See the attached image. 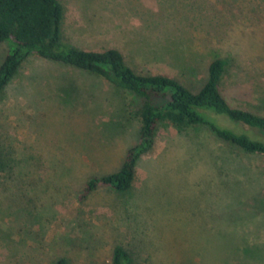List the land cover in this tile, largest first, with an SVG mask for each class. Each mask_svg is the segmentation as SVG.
Returning a JSON list of instances; mask_svg holds the SVG:
<instances>
[{
    "label": "rangeland",
    "instance_id": "obj_1",
    "mask_svg": "<svg viewBox=\"0 0 264 264\" xmlns=\"http://www.w3.org/2000/svg\"><path fill=\"white\" fill-rule=\"evenodd\" d=\"M59 1L63 41L116 47L191 91L216 52L230 59L228 104L264 114V0ZM135 103L74 67L23 60L0 93V264H111L115 245L133 264H264V155L206 125L159 123L127 191L81 196L137 139Z\"/></svg>",
    "mask_w": 264,
    "mask_h": 264
},
{
    "label": "trees",
    "instance_id": "obj_2",
    "mask_svg": "<svg viewBox=\"0 0 264 264\" xmlns=\"http://www.w3.org/2000/svg\"><path fill=\"white\" fill-rule=\"evenodd\" d=\"M63 11L59 0H0V42L8 41L10 46L0 63V93L23 60L35 54L103 79L136 100L131 113L138 121L137 139L126 149L116 170L85 181L82 197L100 186L127 191L135 163L151 148L161 122L178 128L203 124L217 138L245 152L264 155V114L232 107L220 92L229 57L213 52L202 84L191 91L169 75L137 71L116 47L85 49L63 41ZM63 93L67 96V91ZM217 115L227 124L219 122ZM109 260L111 264H133L129 253L119 245L112 247ZM54 264L72 262L59 257Z\"/></svg>",
    "mask_w": 264,
    "mask_h": 264
}]
</instances>
